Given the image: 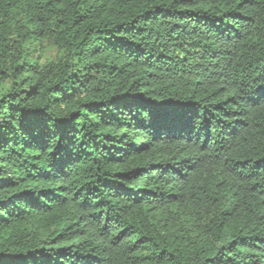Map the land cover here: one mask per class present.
Returning a JSON list of instances; mask_svg holds the SVG:
<instances>
[{
    "label": "trees",
    "instance_id": "16d2710c",
    "mask_svg": "<svg viewBox=\"0 0 264 264\" xmlns=\"http://www.w3.org/2000/svg\"><path fill=\"white\" fill-rule=\"evenodd\" d=\"M0 264H264V0H0Z\"/></svg>",
    "mask_w": 264,
    "mask_h": 264
}]
</instances>
